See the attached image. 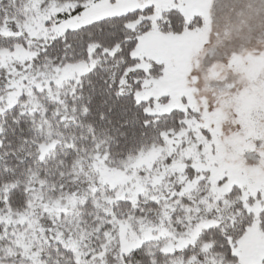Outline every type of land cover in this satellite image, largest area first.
Returning a JSON list of instances; mask_svg holds the SVG:
<instances>
[{
  "label": "snow or ice",
  "instance_id": "snow-or-ice-1",
  "mask_svg": "<svg viewBox=\"0 0 264 264\" xmlns=\"http://www.w3.org/2000/svg\"><path fill=\"white\" fill-rule=\"evenodd\" d=\"M0 264H264V0H0Z\"/></svg>",
  "mask_w": 264,
  "mask_h": 264
}]
</instances>
